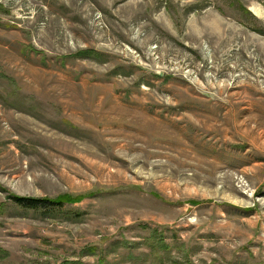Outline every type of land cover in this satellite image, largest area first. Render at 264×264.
<instances>
[{
  "label": "rangeland",
  "instance_id": "obj_1",
  "mask_svg": "<svg viewBox=\"0 0 264 264\" xmlns=\"http://www.w3.org/2000/svg\"><path fill=\"white\" fill-rule=\"evenodd\" d=\"M0 264H264V0H0Z\"/></svg>",
  "mask_w": 264,
  "mask_h": 264
},
{
  "label": "trees",
  "instance_id": "obj_2",
  "mask_svg": "<svg viewBox=\"0 0 264 264\" xmlns=\"http://www.w3.org/2000/svg\"><path fill=\"white\" fill-rule=\"evenodd\" d=\"M15 202L23 207L28 209L43 210L50 212L56 208L63 207V202L60 200L51 201V200H39V199H26V198H16Z\"/></svg>",
  "mask_w": 264,
  "mask_h": 264
}]
</instances>
